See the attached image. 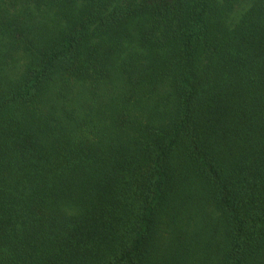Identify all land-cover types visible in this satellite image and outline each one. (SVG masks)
Segmentation results:
<instances>
[{"label":"trees","instance_id":"1","mask_svg":"<svg viewBox=\"0 0 264 264\" xmlns=\"http://www.w3.org/2000/svg\"><path fill=\"white\" fill-rule=\"evenodd\" d=\"M0 264H264V0H0Z\"/></svg>","mask_w":264,"mask_h":264}]
</instances>
